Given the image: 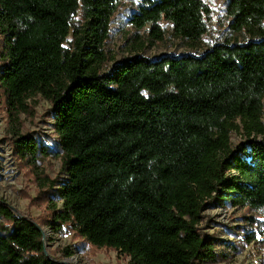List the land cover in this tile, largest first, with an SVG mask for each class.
<instances>
[{
	"label": "trees",
	"instance_id": "1",
	"mask_svg": "<svg viewBox=\"0 0 264 264\" xmlns=\"http://www.w3.org/2000/svg\"><path fill=\"white\" fill-rule=\"evenodd\" d=\"M117 0H0V89L11 116L50 101L59 140H15L31 168L53 155L66 179L41 183L47 227L118 251L129 264H211L216 241L199 225L215 197L264 209V0H229L232 33L245 42L200 56H135L108 73L106 42ZM205 0H143L130 19L148 40L189 44L208 32ZM249 138L235 151L232 133ZM39 175V174H38ZM42 178V177H41ZM264 238V221L260 228ZM65 249V253L68 252ZM0 264H63L44 231L0 200Z\"/></svg>",
	"mask_w": 264,
	"mask_h": 264
},
{
	"label": "rangeland",
	"instance_id": "2",
	"mask_svg": "<svg viewBox=\"0 0 264 264\" xmlns=\"http://www.w3.org/2000/svg\"><path fill=\"white\" fill-rule=\"evenodd\" d=\"M117 1L119 9L112 19L110 36L106 42L108 62L103 67V74L135 56L149 60L167 55L200 56L217 44L252 39L247 33L236 34L229 30L231 20L225 11L229 0H205L210 9L208 32L196 44L175 38L166 21L161 23L166 31L164 40L151 43L147 36L150 26L139 33L130 23L143 0ZM2 42L0 34V47ZM29 106L28 113H22L18 118L11 116L0 89V200L11 206L18 216L30 217L40 225L44 231L46 254L52 259L66 264H129L130 259L118 251L95 246L71 230L58 234L47 227L52 205L56 204L62 209L63 202L55 200L53 196L54 202L50 203V193L41 185L44 182L42 175L56 181V185L66 179V175L62 160L56 155L44 158L38 172L19 158L15 140L20 136L33 137L53 149L54 143L59 140L52 103L42 95H37L29 100ZM257 139L264 141V136L259 135ZM248 141L244 132L232 133L235 151ZM263 221L264 209L253 211L234 206L230 200L218 196L208 202L199 227L205 235L216 241L218 260L211 264H264V238L260 232ZM67 248L69 250L65 253Z\"/></svg>",
	"mask_w": 264,
	"mask_h": 264
},
{
	"label": "water",
	"instance_id": "3",
	"mask_svg": "<svg viewBox=\"0 0 264 264\" xmlns=\"http://www.w3.org/2000/svg\"><path fill=\"white\" fill-rule=\"evenodd\" d=\"M63 264H66L65 262H62Z\"/></svg>",
	"mask_w": 264,
	"mask_h": 264
}]
</instances>
